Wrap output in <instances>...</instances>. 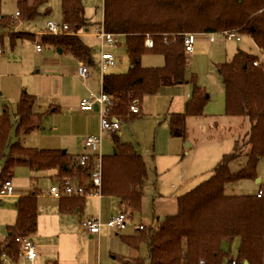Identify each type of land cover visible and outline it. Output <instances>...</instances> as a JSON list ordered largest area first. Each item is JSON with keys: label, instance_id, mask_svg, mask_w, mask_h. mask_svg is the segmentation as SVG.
I'll return each mask as SVG.
<instances>
[{"label": "trees", "instance_id": "obj_1", "mask_svg": "<svg viewBox=\"0 0 264 264\" xmlns=\"http://www.w3.org/2000/svg\"><path fill=\"white\" fill-rule=\"evenodd\" d=\"M47 1L19 0V7L26 19H35ZM2 3L0 0V30L10 28L16 21L3 13ZM103 12L100 23L109 31L124 34L131 62L127 71L111 70L102 79L104 90L112 96L110 112L123 115V121L135 117L128 115L134 99L141 103L145 95L158 92L164 85L190 81L194 87L187 110L183 114L174 113L171 119V134L185 139L188 138L187 115L204 114L209 94L197 82L195 73L189 75L184 33H218L235 28L264 47V0H104ZM63 14L70 32L44 34L43 42L93 64L92 46L79 35L81 29L91 24L83 1L63 0ZM148 34L153 37L154 46L146 44ZM9 35L12 41L34 36L26 32ZM148 53L162 54L164 63L144 64L142 57ZM259 56L239 49L229 60L220 62L226 113L241 117L247 127L239 132L234 150L223 155L211 175L178 196V209L164 224L145 227L132 238L124 237L137 246L142 241L149 245L148 257L138 259L139 264H224L230 255L223 248L224 237L241 238L239 264H264V194L227 191L231 181L256 179L264 157V65L254 64ZM36 100L35 94L23 91L14 120L7 119L0 127V191L14 175L16 166L26 160L32 167L41 169L58 165L59 180L76 177L85 191H91L96 186L88 172L90 166L77 163L76 169H71L72 156L68 152L27 146L19 138L38 127L51 111L36 112ZM13 132L18 137L15 140ZM115 133L116 151L102 154L101 190L118 195L123 211L133 213L142 208L149 167L134 143L121 140ZM241 156H245L246 164L233 170L232 162ZM69 199H62L64 209ZM18 208L17 222L10 226V235L0 243V256L3 252L17 254L21 245L16 236L31 234L37 228L36 195L21 197Z\"/></svg>", "mask_w": 264, "mask_h": 264}, {"label": "crops", "instance_id": "obj_2", "mask_svg": "<svg viewBox=\"0 0 264 264\" xmlns=\"http://www.w3.org/2000/svg\"><path fill=\"white\" fill-rule=\"evenodd\" d=\"M18 10H20V7H18ZM50 11L51 8L50 5H48V8L45 12L48 14ZM40 15H38L39 17L37 16L35 19L30 20L26 19L23 15L16 20L18 23L15 24L13 28L0 30V38L5 47V52L0 55V127L2 123L7 120H3L1 118L4 113L9 112L10 117L8 119H12L13 116L15 118V111L23 91H29L36 95L37 100L34 107L36 112L46 111L43 108L45 103L42 100L41 93H47L52 96L51 98L57 99L56 96L49 91V89L28 85V77L31 73L32 62L30 60V56L19 47V43L30 41L35 46L37 53L45 52V48L47 47L56 48L58 52H64V49L61 47L43 42L42 37L44 34H46L43 33V29L46 25L47 19L44 21V23L39 24V21H36L38 18L43 19L44 17L45 19L44 15L41 17ZM11 17L16 18L15 16ZM89 21H91V24L81 29V31H79V35H81L82 38L86 35H94L100 39L95 31L96 27L100 23L94 24L92 22L93 20L90 18ZM12 32H26L28 34H34V36L28 38L18 37V39L12 41L9 35ZM8 38L10 40V44H7V41H5ZM251 38L253 39V37ZM239 40H242V37ZM38 41H41V50H38L37 48V43H40ZM214 41L215 39L212 40L209 33H198L196 52L193 55H187L193 57L197 53L210 52L211 45ZM253 41L256 43L254 39ZM120 44L121 42L117 45L103 46L101 41L100 44L94 47L95 50H98L97 52L99 58L101 56L102 49L113 51L116 54L118 64L111 70L122 71L118 53L116 50H114V48ZM256 45L259 48L258 54L261 55L262 47L258 46L257 43ZM153 54L154 53H148L144 56L152 58L154 56ZM92 56H94L93 47ZM144 56L142 57L143 63L145 62V59H150L144 58ZM76 58L80 63L83 62L80 60V58ZM32 59L36 60L35 57H32ZM156 59L159 60V58ZM164 60L165 59H163V61ZM215 60H218L216 64L219 66L220 60L223 59L215 58ZM147 65L156 64L150 62V64ZM79 69L80 65L77 71L80 74ZM80 76L84 79L85 86L89 88V91L87 92L88 94L86 95L91 94V92H96L95 89L89 86L90 81H95L96 76L101 77V82L98 88L100 91L102 86V74L99 64L96 71H90L88 78L85 79L81 74ZM181 83H188V85H192V82L190 81H184ZM54 86H58V84L56 83L50 88ZM83 95L85 94L79 93L77 95L70 96L69 99V95H64L63 99H57L59 100V103L56 105H54L55 103H51L50 108L47 109H51V111H49V113L44 116L38 127L32 131L22 133L29 134L34 130H37L41 136V141H47V143L43 144L39 140L40 143H36L37 146L31 147L39 146V148L61 149L62 151L71 154L72 164H70V168L74 170L76 169L78 163L75 161V156L86 151L85 138L87 134L102 133L103 154H107L110 152V150H112H106L107 148L111 147V145L107 147V141L113 142L112 148H114V150L110 153L116 151L114 140L116 133L110 131H101L99 112L97 110H79L80 99ZM192 95L193 91L188 92L187 98L191 99ZM210 96L211 95L209 94V99ZM147 97V95L144 96L141 101L142 104ZM220 100L222 108H224L226 111L225 89L224 92L221 93ZM208 102L209 100L206 103V107L209 104ZM49 114L50 116L46 119L47 115ZM45 119L47 120L46 123ZM126 126L127 125H125L124 130L129 133V137L122 138V128L117 132L121 140L132 141L136 149L139 152L145 154V149L136 140V137L134 138L133 132L128 130ZM17 138L18 137L15 135V132H13V139L15 140ZM192 145H194V142L187 144V146ZM189 151L190 148L187 147L186 153H189ZM236 160H234V162ZM147 164L150 168L148 161ZM59 171L60 168L58 165L41 169L32 167L28 161L25 163L22 162L21 165L19 164L16 166L14 175L10 177L13 180L14 192L12 194L3 193L4 187L0 191V243H3L10 235V226L17 222L19 212L18 201L20 198L23 196L36 195L38 204L37 228L33 233L29 234L33 237L35 242L38 252L37 256L33 260L29 259L21 252L20 248V251L12 256L13 261L8 264H124L125 260L128 258L136 257L138 260L141 257H148L150 247L146 242L142 241L140 245L137 246L132 244L131 241H127L124 237L127 236L132 238L137 235L139 230H142L145 227H157L164 224L167 217L177 211L179 195L173 196L164 194L160 189H163L169 184L168 182L170 181L172 188H177L179 186L180 190L183 192L184 190H188L187 188L190 186L189 184L191 182L187 179V173L185 170L173 169L171 171L173 177H162L159 179L156 178L157 181L154 182L153 193L150 192V189L148 192H144L141 210L135 211L133 213L126 212L129 222L124 229L118 230L116 227H113L105 222L100 233H92L82 225V218L94 216L101 218L103 221H107L112 216V214L124 209L120 197L116 194H107L103 192L101 195H98L94 192H91L96 191L97 187H93L91 191L86 190L84 194L75 193L72 195H56L51 191V187L54 183L61 181L58 177ZM88 172L90 174L89 170ZM149 176L147 177L148 179L151 178ZM70 180L75 186L82 185L78 182L79 180L76 177H73ZM91 180L93 182L92 176ZM261 180V176H258L254 180L257 185L255 187V191L253 192H256V190L264 184V182ZM180 185L185 186V188H181ZM145 187L146 181L144 184V189ZM247 192L250 193L249 191H242V193ZM148 193L151 194L150 202L146 201V196ZM2 197H5L4 200L1 199ZM63 198H70L67 206L65 207L66 209H64L62 206ZM147 202L149 203L147 204ZM137 216L139 217L138 219ZM144 217H148L149 222L144 221ZM141 224H143L144 227H141ZM224 238H227L230 241V248L228 249L224 246L225 240L223 239V248L230 251V255L227 256L224 264H230L232 258H238L241 238ZM234 243H237V250L235 253H232V244ZM145 248H147L146 252ZM248 262L249 261L246 260V263Z\"/></svg>", "mask_w": 264, "mask_h": 264}, {"label": "rangeland", "instance_id": "obj_3", "mask_svg": "<svg viewBox=\"0 0 264 264\" xmlns=\"http://www.w3.org/2000/svg\"><path fill=\"white\" fill-rule=\"evenodd\" d=\"M82 1L85 6L87 17L92 19L94 24L102 22L104 0ZM48 5H50L51 11L47 14L45 11ZM19 6V0H3L2 10L3 13L8 16H15V12L18 10ZM40 10V17L44 15L45 19L44 17L43 19L38 18L36 21H39V24L44 23L46 19L57 22L64 21L63 0H49L41 5ZM15 20L17 19L15 18ZM17 23L18 21H14L10 28H13ZM241 37L242 40H237L236 38H228L223 32L215 33V41L211 45L210 52L197 53L193 57H188L190 63L188 68L189 75L191 76L192 73H195L197 82L205 86L208 94L211 95L210 99H208L209 104L207 107L205 106V114L187 115L186 127L188 139L176 137L171 134V119L176 112H181L182 114L186 112L187 103L190 99L187 98V93L193 91V83L192 85H188V83L183 84L179 82L164 85L158 92L147 94L148 97L144 100L143 104L139 103L141 113L135 114V117H131L122 122L124 125L121 130L123 133L122 138L129 137V133L124 130L125 125H127L126 128L133 132L134 138L136 137V140L145 149L144 157L150 166V176H148L151 177L146 180V192L150 189V192L153 193L154 182L157 181L156 178L173 177V174H171L173 169L185 170L187 179L191 181L189 184L190 186L187 188L190 190L211 175L213 167L221 160L225 153L234 150L236 144L235 140L238 138L239 132L245 130L247 124L243 123L241 117L237 115H228L224 108H222L220 96L221 93L224 92L225 84L219 66L216 64L218 60H215V58H222L223 60H220V62L229 60L239 48L250 53L258 54L259 48L256 43H254L253 39L247 34H241ZM83 38L93 47L95 62L93 64H88V67L90 71H96L100 58L98 56V50H95L94 47L100 44L101 41L94 35H86ZM120 40L121 44L114 48V50L118 53L122 71H127L130 66V58L127 53L125 36L122 35ZM5 41H7V44H10L9 38ZM38 42L41 43V41ZM19 47L30 56L32 62L31 73L28 77V85L49 89L59 100L63 99L64 95H69L68 99L70 96L79 93L85 94L82 97L88 96L86 94H88L89 88L85 86L84 79L77 72L79 65L81 66L82 63H80L73 54L68 51L58 52L56 48L49 47L45 48V52L37 53L35 46L30 41L19 43ZM153 55L154 58L144 56V58H150L145 59L144 64H150V62L153 64L164 63L165 60L163 61L164 56L162 54L156 53ZM32 57H35L36 60L32 59ZM156 58H159V60ZM100 82L101 77L96 76L95 81H90L89 86L98 92ZM56 83L58 86L50 88ZM41 96L45 103L43 107L45 110L50 108L51 103H55L54 105L59 103V100L51 98L52 96L47 93H41ZM128 115L134 114L129 110ZM49 116L50 114L47 115L46 119ZM120 117L124 118L123 115H120ZM46 119L45 123L47 121ZM20 139L25 145L37 146L36 143H40L41 136L37 130H34L29 134H22ZM41 142L43 144L47 143V141ZM111 142L112 141H107V147L110 145L111 147L106 149H112L110 152L114 150V148H112L113 142L112 144ZM192 142H194V145L187 146L188 143ZM187 147L190 148L189 153H186ZM101 152L103 153V145ZM25 162L27 161L23 163ZM21 164L22 163H20V165ZM245 164L246 158L245 156H241L235 162H232V169L238 170ZM258 175L262 177L261 181L264 182V157L259 163ZM254 180L255 179H240L231 181L227 184V191L238 193L249 191L253 193L257 185ZM168 183L169 184L163 189H160L164 194L176 196L188 191L184 190L182 192L179 186L177 188H172L171 182L169 181ZM181 188H185V186H181ZM4 198L5 197H2L1 199L4 200ZM146 201H151L150 193L147 194ZM149 202H147V204ZM138 218L137 216V219ZM144 221L149 222L148 217H144ZM224 240V246L229 249V239L224 238ZM146 250L147 248H145V252ZM236 250L237 243H234L232 244V253H235Z\"/></svg>", "mask_w": 264, "mask_h": 264}, {"label": "built area", "instance_id": "obj_4", "mask_svg": "<svg viewBox=\"0 0 264 264\" xmlns=\"http://www.w3.org/2000/svg\"><path fill=\"white\" fill-rule=\"evenodd\" d=\"M23 16L21 10H18L15 14L16 19ZM70 32L69 23L66 21L57 22L54 20H47L46 25L43 29V33L46 34H62ZM208 33V32H206ZM223 33L228 38L241 39V34L237 29H227ZM96 34L100 37L102 45H117L121 42L120 38L123 33L109 31L105 28L104 24H100L96 28ZM212 40L215 39V33H209ZM1 35V31H0ZM198 32L188 31L184 33L185 52L188 55H193L196 52ZM146 44L148 46H154L153 37L148 34ZM38 50L42 49V44L37 43ZM5 52L4 44L0 38V55ZM118 59L116 54L110 50H101V56L99 61V67L102 74V79L106 72L117 66ZM254 64L258 66L264 65V47L262 48L261 55L254 60ZM80 74L86 79L90 75V69L88 63L82 62L80 66ZM112 102V96L104 90L103 83L99 92H91L88 96L82 97L79 103V110H97L100 115V128L101 131L118 132L123 128V121L120 115L112 114L110 112V104ZM130 112L132 114H140L141 108L139 100L134 99L130 105ZM9 113H4L2 119H8ZM103 142L102 133L99 134H87L85 138L86 151L75 156V161L82 166H90V172L93 179L94 185L97 187L94 192L98 195L102 194V182H103V156L101 152V146ZM51 191L56 195H72L75 193L84 194L85 188L75 186L70 179H64L54 183L51 187ZM14 192V184L12 178H8L4 183L3 193L12 194ZM256 194L261 196L264 194V184L256 190ZM107 223L118 230L124 229L129 222L128 215L125 211L120 210L107 220L103 221L99 217L88 216L83 217L81 220L82 225L92 233H100L104 223ZM141 227H144L141 224ZM16 240L21 245V252L25 254L29 259H34L37 256V248L33 237L29 234L17 235ZM138 256V255H137ZM13 261V258L7 252H3L0 256V264H8ZM124 264H139L136 257L128 258ZM230 264H239L237 258H233Z\"/></svg>", "mask_w": 264, "mask_h": 264}]
</instances>
